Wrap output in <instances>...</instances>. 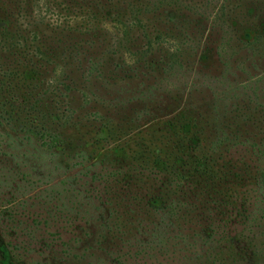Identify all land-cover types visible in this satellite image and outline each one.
I'll list each match as a JSON object with an SVG mask.
<instances>
[{"label":"rangeland","instance_id":"1","mask_svg":"<svg viewBox=\"0 0 264 264\" xmlns=\"http://www.w3.org/2000/svg\"><path fill=\"white\" fill-rule=\"evenodd\" d=\"M13 1L19 9L7 0L14 17L6 28L24 32L28 62L1 52L0 78L14 67L8 97L38 98L47 118L53 96L40 92L56 85L65 93L56 95L60 107L69 99L77 108L59 130L90 154L112 156L61 186L80 170L68 157L74 144L46 167L26 139L0 133V264H264V0H179L178 23L168 8L153 13L131 1L132 10L116 0L141 19L132 29L109 16L111 0ZM36 35L80 42L70 71L78 92L61 88L69 81L59 63L36 56ZM53 42H43L45 52ZM42 77L50 79L31 94L28 83ZM240 108L256 125L235 117ZM174 140L184 156L200 142L212 150L215 188L166 184ZM138 149L149 157L141 161ZM52 185L62 190L54 200L45 193ZM167 203L177 204L174 216H165Z\"/></svg>","mask_w":264,"mask_h":264},{"label":"trees","instance_id":"2","mask_svg":"<svg viewBox=\"0 0 264 264\" xmlns=\"http://www.w3.org/2000/svg\"><path fill=\"white\" fill-rule=\"evenodd\" d=\"M112 1V0H111ZM111 1L107 4V11L110 13V17L114 19V22L121 24L122 26H125L126 28L130 27L131 29L136 26V25H141L142 26V21L141 19H138L135 17L133 12H130L128 17L124 14L122 10L118 8L117 1L114 0L113 5L111 4ZM142 6L144 8H140L143 10H148L150 12H157L159 8L166 9L168 8L169 11L165 12L169 15L172 16L174 13L177 15V10H178V3L180 4L179 0H123L121 3L125 6V8H131L133 10V5L134 3ZM13 6L16 9H19L17 6V3H15L13 0ZM52 2L56 3L55 0H52ZM14 8V9H15ZM138 9V10H140ZM20 11V10H19ZM18 12V10H17ZM134 15V16H133ZM108 16V17H109ZM13 14H11V9L9 7V3L7 0H0V59H1V52L5 51H11L15 54H17L21 59L20 63L24 64L27 61L26 57L20 56V55H25L26 54V41L27 37L24 34L23 31H17L14 34H11L9 28H6L7 24L10 27L12 24V18ZM170 17V16H168ZM18 18H14L16 21ZM181 19H179V15L176 16V19L174 18V21L178 23ZM18 24V23H17ZM38 24V20L35 22V26ZM17 27V26H16ZM148 27V26H146ZM8 29V31L5 30ZM18 28V27H17ZM65 28V27H64ZM62 28V30H64ZM20 29V28H18ZM25 29V28H23ZM76 30V28H73ZM71 29L68 28V31ZM23 33V34H21ZM162 37L167 38L165 34H160L155 35V40L162 39ZM42 39H38L37 35L33 36L30 40L33 45V50L36 54L37 57L48 61L49 63H53V65H57L59 63L63 67V71L65 74L64 78L66 77L69 82L61 83V88L63 90L69 91L70 89L75 90L78 92V84L75 83L72 78H75V74H70V71L73 69L76 70V67H78V62H79V57L76 56L79 55L80 51V42L78 41H71V37L68 36L64 40H59L57 37L49 36V35H41ZM52 43L54 47H51V49L47 52L44 51L43 45H45L43 42H49ZM254 40L252 42L247 41L244 43L246 46L248 45L249 47L252 46ZM110 53V52H108ZM108 53H104L105 56H103L102 59H105V57L108 55ZM112 54H117V52L111 51ZM89 61L95 65L96 62L93 59H89ZM99 64V62H98ZM14 68V67H13ZM13 68L12 72H9L6 68L2 70L1 78H0V133L1 134H10L9 131L15 132L17 135L18 140L23 142V139H26L29 143L28 145H31L33 148L32 154L36 157L37 160L41 161L44 163L46 167H51V166H57L60 164V160L63 156L64 153H67L68 146L75 145L76 149L73 150L71 153L68 154L69 161H74L72 166H80V170H77L73 175H68L65 176V178L59 180V185H63L66 182L72 180V178L76 177L79 174H87L90 172L93 168L95 170V167L100 164L101 161L107 160L110 158L112 155H109L108 153H102L100 152L99 154H94L91 152L90 154V149L84 145H80L78 143H74L70 138L66 137L63 135L61 129L62 127L66 126L67 121L69 119V116H71V112L73 113L75 109L71 106V101L66 102L67 105L64 107H60L59 102L56 99V95H61L62 97L65 95L63 93L64 91L60 90L56 85H51L49 82H46L48 79L47 77H42V79H37V82H32L28 83L29 85L26 87L31 94L36 93V89L38 86L46 82L50 87L45 88L44 91L40 92V97L42 99L45 94L47 95L48 93L53 96V108L52 112L48 111V117L46 118V115H44L45 109L40 103V100L38 98H34L33 100H30L29 98H24L23 102L20 101H14L13 99L9 98L8 96L10 95L12 97V92L9 89L12 84V79L13 76L11 75L13 73ZM93 67H90L89 70L93 71ZM20 69V68H18ZM95 71L99 72V69L95 68ZM68 72V73H67ZM74 76V77H73ZM46 79V80H44ZM2 81H5L2 82ZM50 89V90H48ZM33 96V95H32ZM83 106L80 105V108ZM241 109V114L239 109H235L236 113L238 116L235 117H249V122L250 124L256 125L250 120L254 118V115L251 113L249 114L248 112L244 113L242 112L244 109ZM256 108H254L255 110ZM253 110V111H254ZM226 112V111H225ZM224 112V113H225ZM47 114V112H46ZM240 114V115H239ZM32 115L34 116V120L32 118H29V116ZM91 115L93 116H98L99 114L92 112ZM50 116H54V119H57L56 123V128L54 127V124L49 120ZM32 119V120H31ZM49 120V121H48ZM106 125V124H105ZM106 127H110L108 124ZM111 132L115 133L114 126H111L109 128ZM202 130V125H198V131L201 132ZM25 134V135H24ZM22 135V136H21ZM181 140H174L175 142V147L176 149L172 150L175 151L177 154L180 156L178 159H183L181 163L174 161L175 157L177 154H170L166 156L164 160V165H163V171L167 173V185H172V187L179 188L182 186H186L183 182H188L191 183L189 185L190 188H195L198 189L201 187L202 189H208L210 188V185L212 188L214 187V177H216V170L213 167L215 162H213V159L210 156L211 151L207 149L204 151L203 148H201V142L197 144V146L192 147L190 150V154H186L185 156L182 154V148L180 147L181 145ZM172 142V143H173ZM147 151H144V149H138L136 150V156L141 159H147L149 157V153L147 154ZM183 155V156H182ZM175 156V157H174ZM174 157V158H173ZM209 159V161L207 160ZM76 161V162H75ZM204 161H207V165L204 164ZM3 169V167H2ZM93 170V171H94ZM150 169H146V165H143L142 163V171H148ZM215 170V174H214ZM0 170V176L2 174ZM52 171V170H51ZM193 177V178H191ZM215 180H217L215 178ZM213 184V185H212ZM52 185L50 189H48V192H45L46 190H41L46 193L47 196L51 200H54L56 196L62 192L60 189H56ZM170 191L173 190L171 187L168 188ZM38 191L37 194H39ZM205 191V190H204ZM57 205H55V209H57ZM176 203H167L164 204L162 207L166 209V215L165 216H174L176 211ZM6 211L10 212V209H5L3 212L5 213ZM3 214V213H2ZM122 222V220H120ZM121 226L127 227L128 224H121Z\"/></svg>","mask_w":264,"mask_h":264}]
</instances>
